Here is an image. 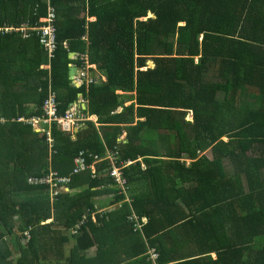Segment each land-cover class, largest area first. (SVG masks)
Listing matches in <instances>:
<instances>
[{"label": "trees", "instance_id": "1", "mask_svg": "<svg viewBox=\"0 0 264 264\" xmlns=\"http://www.w3.org/2000/svg\"><path fill=\"white\" fill-rule=\"evenodd\" d=\"M0 28L20 29L0 38V264H264V0H0ZM74 67L105 81L77 89ZM49 93L99 127L36 132ZM82 152H118L127 184L108 161L57 198L29 183Z\"/></svg>", "mask_w": 264, "mask_h": 264}, {"label": "built area", "instance_id": "2", "mask_svg": "<svg viewBox=\"0 0 264 264\" xmlns=\"http://www.w3.org/2000/svg\"><path fill=\"white\" fill-rule=\"evenodd\" d=\"M56 21V16L54 13V9H50L49 14L46 18L42 19V23L45 24L40 28V31L42 33L41 36V43H43L46 48L49 50L50 59H52L54 55V50L57 47L56 42V33L55 28L53 24ZM12 31H18L20 32V29H2L0 28V38L5 35V33L12 32ZM68 46V44H65ZM48 67L45 66L44 69H47ZM91 69V67H89ZM80 88L83 86H92L96 84V79L93 77L92 73L86 70H80L79 69V75L74 81ZM56 95L55 93H49V97L47 102L45 103V111L46 116L43 118H38L33 120L34 126L37 128L39 124L44 125H51L52 121L57 120L58 123L61 126V130L66 133H72L77 131L78 129L82 128L84 124L87 121L93 120L92 117L87 116L83 113L81 110V107H75L68 111L66 116L57 117L58 111H57V104H56ZM84 106H87V102L84 101ZM98 122V119L96 120ZM39 131V130H38ZM48 133V140L53 146V138ZM93 160L94 163L91 165L89 162ZM118 160H119V153L118 152H107L106 155L103 157L95 156V154H92L90 152H82L77 159L75 160V169L72 173L73 175L70 177H61L57 172H52L49 176L43 177V178H37L30 180L31 185L36 186H46L49 187L51 190L52 195L54 197H57L59 193L66 191V187L70 186L73 183V178L75 176L91 172L93 177H97V166L101 165L102 163L109 162L111 166V177L115 179L116 183L124 187L127 183L123 179V170L131 165V163H128L123 166H118ZM135 223H138V217L134 221ZM84 224V221H83ZM141 228L142 226L139 225Z\"/></svg>", "mask_w": 264, "mask_h": 264}, {"label": "crops", "instance_id": "3", "mask_svg": "<svg viewBox=\"0 0 264 264\" xmlns=\"http://www.w3.org/2000/svg\"><path fill=\"white\" fill-rule=\"evenodd\" d=\"M71 57L74 58V55H71ZM77 58H78V55H77ZM77 58H74V59H77ZM74 59H71V60H74ZM96 70H97V68L94 67L93 72L95 73ZM94 73H92V75L95 78H97L98 81H105V78H103L102 75H99V74L96 75V73L95 74ZM83 100H84V97L83 98H80V101L81 102ZM94 118L96 119L97 117L95 116ZM36 132H38V128H36ZM112 200H113V196L107 197L106 195H99L96 198V200H95V207L97 208V212L100 213V214H102V215L110 212L112 210V207H111ZM85 217H86V215H85ZM146 221H148V219H146V218L142 219V218H140L138 216V222L142 225L141 229L138 228L140 230V232H143V228L145 226L144 223ZM133 226L135 227V224L134 223H133ZM151 251H154L155 252V250H151ZM213 258L216 261L217 260V255H214ZM118 261H119V257L116 256V254H115V255H112L111 257L108 258L107 263L108 264H114V263H117ZM152 261H154V259H152ZM157 262H158V259H157V261H154V264H157Z\"/></svg>", "mask_w": 264, "mask_h": 264}, {"label": "clouds", "instance_id": "4", "mask_svg": "<svg viewBox=\"0 0 264 264\" xmlns=\"http://www.w3.org/2000/svg\"><path fill=\"white\" fill-rule=\"evenodd\" d=\"M155 68V67H154ZM94 77V76H93ZM77 78V77H76ZM95 78V77H94ZM96 79V84L98 83V81H97V78H95ZM76 83L74 82V85H75ZM96 84H94V85H96ZM77 85V84H76ZM93 86V85H92ZM88 87V86H87ZM82 88V87H81ZM83 96V95H82ZM84 97V96H83ZM83 97H80V98H83ZM85 100H83L82 102L80 101L79 103H77L76 105H74L71 109H73V108H75L76 106L77 107H81V110L83 111V110H87L88 109V104H87V106H84V102ZM87 102V101H86ZM88 103V102H87ZM70 109V110H71ZM69 110V111H70ZM68 113V112H67ZM83 113H84V111H83ZM84 114H86V113H84ZM87 115V114H86ZM87 116H89V115H87ZM89 117H92L93 118V120H91V121H93V122H95L97 125H98V127H99V120H98V122H96V120L98 119V117L95 119L94 117L95 116H89ZM189 118H191V121L189 120ZM189 118H187V121H190V122H194V113L192 112L191 113V115L189 116ZM87 122H89V121H87ZM85 125V124H84ZM38 128V127H37ZM38 130H39V128H38ZM81 130V128L80 129H78L77 131H75V132H79ZM75 132H72V133H75ZM224 140L225 141H227V138H224ZM75 169V168H74ZM52 172H55V171H50L49 172V174L48 175H46V176H43V177H47V176H49ZM74 172V171H73ZM59 174V173H58ZM60 175V174H59ZM73 174H71L70 176H72ZM61 176V175H60ZM70 176H68V177H70ZM43 177H39V178H43ZM62 177V176H61ZM32 179H37V178H30V180H32ZM30 180H29V183H30ZM67 187H69V186H67ZM66 187V191H63V192H61V193H59V195L57 196V197H59L62 193H65V192H67V191H69V189ZM52 194V193H51ZM53 197H54V195H52ZM57 197H54V198H57ZM100 213H98V212H95L94 213V217L95 216H97V215H99ZM85 218V217H84ZM152 252H154V251H150V256H151V253ZM151 258H152V256H151Z\"/></svg>", "mask_w": 264, "mask_h": 264}, {"label": "rangeland", "instance_id": "5", "mask_svg": "<svg viewBox=\"0 0 264 264\" xmlns=\"http://www.w3.org/2000/svg\"><path fill=\"white\" fill-rule=\"evenodd\" d=\"M148 67H149V68H154V67H155V64L152 63V62H149V63H148ZM189 120L191 121V118H189ZM225 166L227 167V169H228V168H232V166L229 165V163H226ZM75 193H76V192H74V194H75ZM52 200H53V199H52ZM110 201H111V200H110ZM151 256H152V259H154V261H157V259L159 258V255H158L157 253H155V252H152V253H151ZM19 258H20V255L17 253V254H15L14 256L10 257L9 260H10V261H13L14 264H16V263L18 262Z\"/></svg>", "mask_w": 264, "mask_h": 264}, {"label": "water", "instance_id": "6", "mask_svg": "<svg viewBox=\"0 0 264 264\" xmlns=\"http://www.w3.org/2000/svg\"><path fill=\"white\" fill-rule=\"evenodd\" d=\"M71 55H74V58H77V54L76 53H72ZM71 57V59H74ZM79 75V69L74 67L72 68V71H71V80L74 82L76 77H78ZM77 89H80V87L78 85H74ZM80 97H83L82 95Z\"/></svg>", "mask_w": 264, "mask_h": 264}]
</instances>
